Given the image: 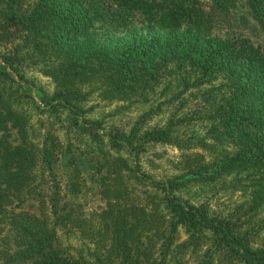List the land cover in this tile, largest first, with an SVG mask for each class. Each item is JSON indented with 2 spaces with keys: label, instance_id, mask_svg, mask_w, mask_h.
I'll return each mask as SVG.
<instances>
[{
  "label": "trees",
  "instance_id": "trees-1",
  "mask_svg": "<svg viewBox=\"0 0 264 264\" xmlns=\"http://www.w3.org/2000/svg\"><path fill=\"white\" fill-rule=\"evenodd\" d=\"M211 1L212 9L221 13L240 2ZM244 1L262 31L264 45V0ZM0 19L9 21L0 23V36L12 44L0 54V130L11 128L18 135L14 145L0 138V222L7 213L8 192L22 174L35 166L53 174L55 161L63 164L73 156L69 147L64 148L58 137L53 141L49 133L34 135L37 144L30 139L29 115L21 99L33 98L20 83L18 69L30 55L42 58L55 83L51 96L42 95L43 103L68 109L81 102L88 73L106 77L111 85L108 92L122 99L142 85L187 90L221 77L225 91L219 100L209 103V109L214 132L232 147L221 148L220 154L198 164L195 180L251 173L252 207L264 204V50L249 39L215 33L212 14L200 0H0ZM142 137L146 142L171 140L168 128L147 130ZM209 169L211 175H204ZM181 186L182 180L169 182L173 193ZM164 204L168 216L156 256L145 261L138 257L134 264H167L179 226L188 238L174 249L208 233L213 252L245 264H264V252L254 257L235 247L234 241H238L249 251L244 241L249 234L244 235L247 229L240 233L232 218L211 213L203 202H182L175 195H166ZM11 214L17 242L12 245L14 250L0 247V264H114L103 255L88 257L62 250L56 228L43 211ZM113 220L111 228L122 234L121 245H125L130 230L122 225L124 216ZM212 249L197 264H214ZM136 250L143 254L141 248ZM124 259L121 264H128L127 253Z\"/></svg>",
  "mask_w": 264,
  "mask_h": 264
},
{
  "label": "rangeland",
  "instance_id": "rangeland-1",
  "mask_svg": "<svg viewBox=\"0 0 264 264\" xmlns=\"http://www.w3.org/2000/svg\"><path fill=\"white\" fill-rule=\"evenodd\" d=\"M200 1L212 14L215 33L249 39L264 50L262 31L244 0L226 13L214 11L211 0ZM0 23L7 25L9 21ZM10 45L8 38L0 36V54ZM42 61L38 55L26 56L18 68L22 76L19 81L33 98L21 99L29 115L30 139L37 144L34 135L49 133L53 141L58 137L64 148L69 147L73 156L63 164L55 161L53 174L35 166L16 180L0 222V247L15 249L11 211H43L56 228L57 244L64 251L88 257L103 255L114 264L124 262L125 253L128 264H134L138 257L145 261L150 255L156 256L162 242L168 216L164 197L169 194L182 202H203L211 213L232 218L240 233L247 229L244 235L249 234L244 239L249 251L238 241H234L235 247L254 257L264 252V204L252 207V174L234 172L214 179L209 176L202 182L195 180L198 164L220 154L221 148L232 147L214 132L209 109V103L219 100L225 91L221 77L187 90L165 84L154 88L142 85L122 99L108 92L111 85L106 77L88 73L81 102L68 109L43 103L42 95L51 96L55 83ZM156 128H168L171 140L146 142L143 133ZM14 131L0 130V138L14 145L18 142ZM211 173L210 169L204 171L206 176ZM175 180H182L184 186L173 193L169 182ZM121 216L124 229L130 230L125 245H121L122 234L111 228L113 219ZM187 238L184 227L179 226L167 264H197L204 252L212 249L208 233L174 249ZM211 251L214 264H245Z\"/></svg>",
  "mask_w": 264,
  "mask_h": 264
}]
</instances>
